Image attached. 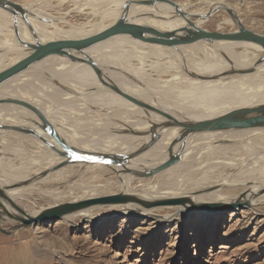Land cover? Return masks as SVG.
<instances>
[{"label":"bare ground","instance_id":"1","mask_svg":"<svg viewBox=\"0 0 264 264\" xmlns=\"http://www.w3.org/2000/svg\"><path fill=\"white\" fill-rule=\"evenodd\" d=\"M42 1L49 6V1ZM124 1L85 0L93 6L90 12L95 20L89 30L83 26H71L68 30H63L53 25L44 26L41 21L31 18L28 21L34 37L40 43L79 39L112 25L123 15ZM85 4H79L76 9L81 11L86 7ZM177 4L183 11L200 15L216 4L232 9L215 0H208L202 7L198 6L190 11V5ZM28 8L26 7L29 12L36 15L34 9ZM171 11L165 4L154 7L131 5L127 19L160 32L185 27L182 20L167 18ZM145 13L159 18L141 16ZM217 14H222V17L214 32L222 33L221 30L225 28L229 29L227 33L236 30L224 12L215 15ZM237 17L242 22L238 14ZM209 19L195 20L194 23L198 28L209 31L206 28ZM17 28L16 37L12 17L0 9V71L14 65L27 54V49L19 41H33V35L20 20H17ZM84 53L101 70V77L84 63L50 56L0 87V99H16L33 106L51 129L48 130L46 124L23 107L0 105V147L3 153L10 142H4L1 138L11 133L3 127L29 129L34 133V136H29L37 139L31 147L32 151L24 158L25 163H21L18 168L10 166L11 162L6 161L8 157L0 159V166L6 167L1 171L0 187L8 188L6 192L12 201L26 202L33 195L40 200H48L44 208L28 211L29 215H35L62 203L100 197L97 193L99 187L89 185L94 181L93 178L90 177L91 182H86L85 177L96 169L104 170L107 167L70 163L52 136L82 154L127 155L145 143L150 136L120 135L127 127L139 133L154 128L159 136L156 144L148 151L129 161L127 169L146 171L156 167L168 157L170 145H173L170 150L172 154L181 150V159L174 166L150 178H137L124 174L120 168H108L113 172L114 181H104L102 187L108 191L112 186L115 187L114 192H107L110 193L108 195L121 193L146 202L187 198L192 205H228L235 202L239 194L244 193L241 201H248L251 209L264 204V194L255 197L264 187V129L195 133L181 138V130L178 128L156 126L165 122L163 117L137 108L109 89L116 88L160 111L169 119L183 122L203 121L231 111L257 107L264 105V63L253 73L247 74L245 71L263 55L259 47L247 42L191 40L176 49H169L127 36H116L92 46ZM132 59L137 61V65L131 63ZM149 59H153V62L150 61L151 64L146 66ZM238 71L245 73L232 75ZM154 75L156 79L153 78ZM163 76L170 80H162ZM216 81L219 83H213ZM94 118L97 119L93 120ZM86 129L89 132H84ZM99 129H106L110 134L95 131ZM12 133L13 140H24L23 134ZM23 152L15 151L11 155L24 156ZM213 156L227 159L234 172L227 174L220 171L216 180L221 182L211 185L217 182L215 181L208 186L204 184L203 188L201 185L205 173L213 163ZM75 175L78 177L76 180ZM28 181L33 183L25 187L21 185ZM54 184L64 185L49 187ZM220 187L225 188L219 189ZM106 210L126 215L138 212L145 217L157 215L159 222L182 217L177 214L179 208L145 209L132 203L108 207ZM99 212L97 209H87L61 220L68 224L76 219L82 222L100 220Z\"/></svg>","mask_w":264,"mask_h":264},{"label":"rangeland","instance_id":"2","mask_svg":"<svg viewBox=\"0 0 264 264\" xmlns=\"http://www.w3.org/2000/svg\"><path fill=\"white\" fill-rule=\"evenodd\" d=\"M47 1L50 2L49 6L42 0H13L25 8L34 9L36 15L46 19L47 22H42L44 26L53 25L63 30L71 26L88 27L86 30L93 27L95 20L90 12L93 6L85 0ZM170 1L190 5V11L202 7L208 0ZM215 1L227 4L239 15L245 28L264 36V0ZM83 2L86 7L77 10ZM221 17L222 14L213 15L206 28L214 32ZM228 30L225 28L221 32L227 33ZM152 60L149 59L146 66ZM131 63L137 65L135 59ZM153 78L156 79V76ZM162 80L170 79L163 76ZM105 130L95 131L110 134ZM12 134L8 133L4 135L5 138H1L4 142H10V145H7L4 153L0 147V159L8 157L6 161L11 162L10 166L18 168L21 163H25L24 158L32 151L31 147L37 139L24 135V140L18 142V139H12ZM14 150L21 153L25 150L24 156L11 155ZM213 157V163L201 185L203 188L217 181L216 176H219L220 171L227 174L234 172L227 159ZM4 168L0 166V176ZM102 169H96L85 177L86 182L90 181V177L93 178L94 181H90L89 185L99 187L97 193L100 197L115 190L114 186L110 191L102 187L104 181H114L113 172L108 168ZM74 178L78 179L76 175ZM219 182L221 180L211 185ZM63 185L54 184L49 187ZM31 197L29 201L15 203L27 213L47 205L48 200H40L36 195ZM106 208H97L100 220L82 222L76 219L69 224L62 220L45 221L26 229H18V224L1 216L0 229L3 234L0 235L4 237L6 246L11 248L10 264H264V204L253 209L245 206L225 208L222 211L191 209L179 213L182 215L179 219L172 217L160 222L157 221V215L145 217L137 212L126 215L107 211ZM5 262L9 264L8 257Z\"/></svg>","mask_w":264,"mask_h":264},{"label":"water","instance_id":"3","mask_svg":"<svg viewBox=\"0 0 264 264\" xmlns=\"http://www.w3.org/2000/svg\"><path fill=\"white\" fill-rule=\"evenodd\" d=\"M157 4H165L171 8V14L169 19H180L186 26L175 31L171 32H160L152 27L134 24L132 21L127 19V14L129 6H145V7H154ZM0 9L8 13L12 17V25L14 35L17 37V20H20L28 29L29 32L33 35V41L31 43H26L19 41V44L27 49V54L19 60L14 65L0 71V87L9 81L11 78L27 71L30 67L41 60H44L50 56H57L61 58H66L71 62H79L88 65L93 69L100 77L101 70L85 55V51L91 48L92 46L108 40L116 36H127L133 40H138L143 43L154 44L162 46L169 49H176L178 46L186 44L187 42L193 41H237V42H247L249 44L256 45L262 51V56L255 62V64L247 69V74L253 73L257 67L264 63V36L256 34L249 29L245 28L242 22L237 17V14L232 9H229L221 4H216L211 6V8L205 14H192L186 11H183L180 6L170 0H125L122 5L123 15L119 17L112 25L105 28L104 30L88 35L79 39H61V40H52L46 43H40L34 37L33 29L29 24L28 19H34L41 22H47L43 17L34 15L29 12L21 4L13 2L11 0H0ZM218 12H224L232 24L236 28L233 32L228 33H219V32H210L203 29H200L194 23L195 20H207L211 18ZM146 18H159L157 15L145 13L141 15ZM244 71H238L232 75H239L245 73ZM205 79V78H203ZM107 86V85H106ZM113 92L119 94L121 97L127 101L134 104L139 109L149 110L165 119L164 123L156 125L159 128L171 127L178 128L181 130V138H184L190 134L195 133H210V132H219V131H229V130H244V129H264V105H259L257 107L239 109L235 111L228 112L218 117L211 119L198 121V122H183L175 119H169L160 111L145 105L144 103L137 101L136 99L121 93L116 88L110 87ZM3 104H13L20 107H23L31 111L36 117H38L46 126L48 130H51L45 119L41 116L39 111L33 106L16 99L6 98L0 99V105ZM11 132L31 135L34 136L33 131L25 128H20L16 126L3 127ZM120 135H131V136H140V135H150L149 139L140 145L137 149L132 151L127 155L121 154H105V155H88L82 154L74 151L66 144L58 141L53 136V141L61 148L65 157L69 160L70 163H82L85 165H94L99 164L107 168H120L124 174H129L137 178H150L160 172L174 166L181 159V150L174 154L170 153V150L173 148V145H170L168 151V157L156 167L146 170V171H136L127 169L129 161L140 156L141 154L148 151L152 146L156 144L159 139L157 133H155L154 128H149L142 133L131 130L130 128H124V130L119 133ZM91 157L89 160H79L75 157ZM33 182L21 183L22 186H28ZM225 187H220L223 189ZM6 187H0V221L1 216L6 217L9 221L18 224V229H26L35 226L38 223L45 221H57L62 218L69 216L71 214H76L83 210L87 209H97L102 207H112L117 205L124 204H136L145 209L159 208V207H175L179 208V213L187 212L191 209L202 210V211H222L225 208H237L245 206L251 208L249 202L241 201L244 193L239 194L235 202L228 205L221 204H190L187 198H175V199H166L158 200L152 202H146L140 198L123 195L121 193L115 195H106L102 197L82 200L72 203H62L54 207L45 209L38 212L35 215H29L25 210L21 209L15 201H12L7 195ZM248 192V191H247ZM264 194V187L256 194L255 197H260ZM254 197V198H255ZM136 213V212H135ZM138 213V212H137ZM177 213V214H179ZM0 233L3 234L0 229Z\"/></svg>","mask_w":264,"mask_h":264},{"label":"crops","instance_id":"4","mask_svg":"<svg viewBox=\"0 0 264 264\" xmlns=\"http://www.w3.org/2000/svg\"><path fill=\"white\" fill-rule=\"evenodd\" d=\"M6 257H8L10 264L11 248L9 246H6V241L4 237L0 235V264H6Z\"/></svg>","mask_w":264,"mask_h":264},{"label":"snow or ice","instance_id":"5","mask_svg":"<svg viewBox=\"0 0 264 264\" xmlns=\"http://www.w3.org/2000/svg\"><path fill=\"white\" fill-rule=\"evenodd\" d=\"M75 158L76 159H79V160H89V159H92L91 157H83V156H77Z\"/></svg>","mask_w":264,"mask_h":264}]
</instances>
